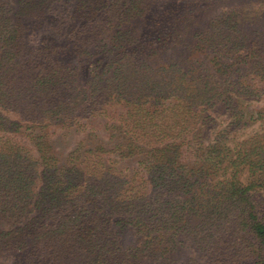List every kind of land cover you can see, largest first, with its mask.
Instances as JSON below:
<instances>
[{
    "label": "trees",
    "instance_id": "obj_1",
    "mask_svg": "<svg viewBox=\"0 0 264 264\" xmlns=\"http://www.w3.org/2000/svg\"><path fill=\"white\" fill-rule=\"evenodd\" d=\"M209 1L0 0V264H264V14Z\"/></svg>",
    "mask_w": 264,
    "mask_h": 264
},
{
    "label": "rangeland",
    "instance_id": "obj_2",
    "mask_svg": "<svg viewBox=\"0 0 264 264\" xmlns=\"http://www.w3.org/2000/svg\"><path fill=\"white\" fill-rule=\"evenodd\" d=\"M207 6V9L202 13L203 15L196 17V25L204 26V24L208 22L209 18L219 13L233 12L238 24L248 31V27H250L254 21H256L255 26L259 24L256 19L258 15L264 14V0H210ZM34 42L35 39H33V43ZM259 73L264 74L263 72ZM255 81L256 85L259 88H262V91L259 95H257L258 98L256 100L249 101L250 108L254 113L253 117H256V114H258V109L261 110V115H264V81L258 77H256ZM259 123H262V125ZM260 126H264V118H258L255 120V122L245 128V132H249L255 128H260ZM132 238H134V235H126L124 237L125 244H130ZM186 251L179 256V259L183 260L187 257H193L195 254L192 248Z\"/></svg>",
    "mask_w": 264,
    "mask_h": 264
}]
</instances>
